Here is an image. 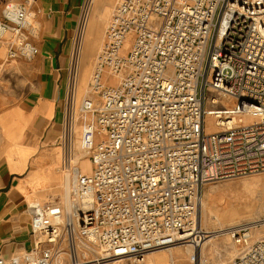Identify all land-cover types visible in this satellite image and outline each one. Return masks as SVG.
Wrapping results in <instances>:
<instances>
[{
    "label": "built area",
    "instance_id": "obj_1",
    "mask_svg": "<svg viewBox=\"0 0 264 264\" xmlns=\"http://www.w3.org/2000/svg\"><path fill=\"white\" fill-rule=\"evenodd\" d=\"M33 2L0 0V62L37 55ZM210 89L234 106L211 111ZM79 112L89 168L65 158L60 193L29 204L33 247L0 264H145L181 243L196 264L204 186L264 173V0H116ZM261 226H232L246 249L221 264H264Z\"/></svg>",
    "mask_w": 264,
    "mask_h": 264
},
{
    "label": "crops",
    "instance_id": "obj_2",
    "mask_svg": "<svg viewBox=\"0 0 264 264\" xmlns=\"http://www.w3.org/2000/svg\"><path fill=\"white\" fill-rule=\"evenodd\" d=\"M84 1L34 0L36 28L31 40L38 53L0 71V258L4 260L33 247L29 204L37 196H57L65 158L79 156L81 117L73 116L70 91L73 40ZM16 132L32 140L27 143L35 149L32 154H18L11 139Z\"/></svg>",
    "mask_w": 264,
    "mask_h": 264
},
{
    "label": "bare ground",
    "instance_id": "obj_3",
    "mask_svg": "<svg viewBox=\"0 0 264 264\" xmlns=\"http://www.w3.org/2000/svg\"><path fill=\"white\" fill-rule=\"evenodd\" d=\"M116 0H87L85 12L81 18V25L73 40V54H74V89L71 92L72 103L75 106L76 101L82 96L85 95L87 83L91 77L94 64L100 53L102 40L104 38L106 26L108 23V18L112 7ZM17 60L11 62H0V71L3 70L8 64L13 63ZM72 81V80H71ZM209 95L214 97V102H208L209 109L211 111L228 109L231 106H234L233 99H220L219 94L214 90H209ZM81 98V100H82ZM71 99V98H70ZM81 102V101H80ZM80 108V104H79ZM79 110V109H78ZM248 120V118H246ZM214 116L208 115L207 117V127L208 129H216L214 126ZM11 139L13 144L16 147V150L19 155L27 156L32 154L35 149L27 147V143L32 142V140L25 135L16 132ZM78 143V142H77ZM78 155L76 158L71 159L73 162H76L82 170H87L89 168V161L85 154L86 150L83 149L81 141L79 142ZM82 156V157H81ZM63 166V165H62ZM207 185V184H206ZM253 186L264 187V178H254L252 180H244L234 184H224V185H213L208 186L205 189V200L202 199L201 205L199 208V228L204 233V239L200 243V246L195 249L197 256L196 264H211L209 261L208 255H212L215 263L225 262V257H231L234 255V252L229 255L224 254V257L217 252V246L220 243L226 244L230 235V228L237 224L243 222H257L260 220L261 224H264V217L250 218L252 212L257 214H262L264 212V192L260 191L257 196L248 201H240L239 204L224 205L221 204V208L218 210H207V205L210 202H215L219 199L226 191H240L249 189ZM55 196V195H51ZM47 195L37 196L31 201L45 200ZM256 200V201H255ZM209 216H213L214 223H212L211 228L207 229L206 221ZM217 226V227H216ZM218 236H221V239H217ZM264 236H258L261 238ZM193 248L191 245L186 243H181L179 245L170 246L163 248L152 253H149L144 263L145 264H183L182 261H185L187 264H192L189 260V256L192 253ZM240 254V253H237ZM236 255V254H235ZM231 259V258H229ZM107 264H132L130 260L122 259L115 260Z\"/></svg>",
    "mask_w": 264,
    "mask_h": 264
},
{
    "label": "rangeland",
    "instance_id": "obj_4",
    "mask_svg": "<svg viewBox=\"0 0 264 264\" xmlns=\"http://www.w3.org/2000/svg\"><path fill=\"white\" fill-rule=\"evenodd\" d=\"M86 3H87V0L84 1V4L81 8V15H80V18H79V24H78V29H77V33H78V30L80 28V25H81V18L83 17V14L85 12V8H86ZM115 4V3H114ZM113 9V7H112ZM112 9L110 11V15H111V12H112ZM110 15H109V18H108V22H109V19H110ZM108 25V23H107ZM107 27V26H106ZM103 41V40H102ZM95 65V64H94ZM73 68H74V54H73V62H72V72H73ZM72 79V77H71ZM71 79H70V82H71ZM86 89V88H85ZM70 95H71V92H70ZM81 98L82 96L76 101V104L74 106V112H73V116L77 115L79 117H81V119L83 118V116L80 114L79 112V104H80V101H81ZM77 146L79 147V142H80V132H79V138L77 140ZM254 178H264V173L263 174H254V175H249V176H244V177H238V178H233V179H223V180H217V181H214V182H211L207 185L204 186V189L202 191V199L205 200V189L208 187V186H213V185H224V184H227V185H232L234 183H237V182H240V181H244V180H252ZM262 191L264 192V187H260V186H253L249 189H245V190H240V191H226L225 193H223L221 196H219V199L216 200L215 202H210L208 205H207V210H211V211H214V210H218L219 208H221V204H224V205H234V204H239L240 201H248V200H251L253 199V197L257 196L258 193ZM256 201V200H255ZM257 217H264V212L261 214H257L256 212H252L250 214V218H257ZM214 219L213 216H209L208 215V218H207V221H206V227L207 229H212L211 228V225L212 223H214ZM217 227V226H216ZM258 236H264V226H261L259 227L258 231H257V234L255 235L254 238H258ZM217 239H221V236H218ZM246 248L245 247H242V246H236V245H233L232 244V238H228V241L226 244L224 243H220L218 246H217V252H219L223 257H224V254H227L229 255L230 253L234 252V255L231 256V257H225V259H229V258H233L235 256H237L238 254L237 253H241L245 250ZM230 252V253H229ZM236 254V255H235ZM208 259L209 261L211 262V264H216L215 260L213 259L212 255H208ZM226 261V260H224ZM223 262V261H222ZM222 262H219L217 264H221ZM181 263L183 264H187L185 261H182Z\"/></svg>",
    "mask_w": 264,
    "mask_h": 264
}]
</instances>
